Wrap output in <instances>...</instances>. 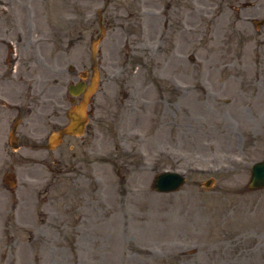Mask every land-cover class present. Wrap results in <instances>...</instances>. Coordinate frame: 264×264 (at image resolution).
Listing matches in <instances>:
<instances>
[{
    "label": "rangeland",
    "instance_id": "374dc122",
    "mask_svg": "<svg viewBox=\"0 0 264 264\" xmlns=\"http://www.w3.org/2000/svg\"><path fill=\"white\" fill-rule=\"evenodd\" d=\"M152 1L0 0L8 41L29 29L26 4L36 32H80L90 19L86 36L47 37L38 51L54 61L60 50L63 84L72 65L86 70L89 85L101 52L83 135L52 150H15L13 111L0 108V264H264V190H245L251 166L264 159V25L231 32L242 29L234 22L245 2L264 20V0H188L195 17L176 48L167 17L152 33ZM29 40L22 75L52 77V65L29 74ZM0 55L3 73L5 45ZM165 170L187 176L179 192L154 190ZM8 173L17 176L14 190L3 182Z\"/></svg>",
    "mask_w": 264,
    "mask_h": 264
},
{
    "label": "flooded vegetation",
    "instance_id": "af4514ba",
    "mask_svg": "<svg viewBox=\"0 0 264 264\" xmlns=\"http://www.w3.org/2000/svg\"><path fill=\"white\" fill-rule=\"evenodd\" d=\"M53 1L54 0H52V2ZM42 3L43 7L46 5V3L51 4L50 0H42ZM248 4V2H245L241 6L242 11H245L246 13L238 14L236 16L235 22L234 17L232 19L235 29L237 28L238 21L241 23L242 29L238 32H236V30L231 32H235V34H246L248 30H245V28L248 25H253V20L255 17L248 14L250 11L249 9H252V7L248 6ZM152 5L155 9L153 10V8H150L149 13L150 20L153 23L151 24L152 33L161 32L160 25H158L160 20L159 16L163 15L164 17H167L164 25V32L168 36H172L176 39L173 44V48L178 47L180 44V39L182 37H188L190 30V23L188 20L190 16L195 17L196 10L190 12L188 0H155L152 1ZM25 9H29V7L25 5ZM230 10L236 14L238 9L234 4L231 6ZM30 15L32 17L31 12L30 14L27 13L28 19L30 20L29 29L25 30L24 28H21V30L15 32L12 38L13 40L11 39V42L15 43L16 47L18 48L19 56L21 58H14L16 54L7 52V56L10 54V57H7L5 61L6 71L0 73V108L2 109L1 113H3L5 110L13 111L12 114L8 113L7 116H12L15 121H19L17 135L20 145H44L45 143L47 144L51 133L61 130L63 123L61 115L65 114V112L63 113L64 98L68 99L67 95L70 94L71 91L78 92L81 89L86 91L92 83V78L89 85H86L85 82L81 80V78L79 79L83 71L78 72L75 68L69 66L66 71L70 79L67 81L66 88H64L62 85L63 78L60 50L54 54V61H49L41 57L38 51L40 50V52H42L41 50L45 46V40L47 37L62 38L74 37V35H79L80 37L86 36L90 28V19L84 18L82 22H80L81 28L83 27L81 30L83 31H78V33L77 31L70 30L66 31L64 34V32L61 30H50L46 29L45 26V29H40L36 32V30H34L32 27ZM207 16L209 17L210 15ZM155 19L158 21L157 24L154 23ZM99 26L103 32L105 27L102 17L100 18ZM25 37H40L41 39L37 43H33L31 40L28 41V48L31 50V54H35L36 56V59L32 62L31 68L29 69V74L34 71L32 74L34 75L35 68L42 67L43 70H45L48 65H52V77L48 75L43 78L40 74H38V77L36 78L27 77V79H25V74L22 75L21 60L25 49ZM71 44L72 43H70V45ZM9 49L10 48H8V50ZM94 67V64H92L90 67L92 72L91 76L94 75ZM0 71H2V69ZM57 74L59 75L57 76ZM68 100L72 103L71 107L69 108L71 109L73 106H76L78 103H80L82 98L77 103L73 98ZM68 124L69 121L64 126H67Z\"/></svg>",
    "mask_w": 264,
    "mask_h": 264
},
{
    "label": "water",
    "instance_id": "95a60500",
    "mask_svg": "<svg viewBox=\"0 0 264 264\" xmlns=\"http://www.w3.org/2000/svg\"><path fill=\"white\" fill-rule=\"evenodd\" d=\"M262 24L263 22H259L257 26H260ZM185 182L186 180L183 176L177 173L167 172L160 174L156 177L154 189L158 192L165 193L178 191L185 184ZM210 185L211 181L206 183V187H209ZM261 189H264V162L257 163L253 166L251 179L248 185V190L250 191Z\"/></svg>",
    "mask_w": 264,
    "mask_h": 264
}]
</instances>
